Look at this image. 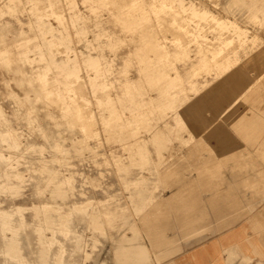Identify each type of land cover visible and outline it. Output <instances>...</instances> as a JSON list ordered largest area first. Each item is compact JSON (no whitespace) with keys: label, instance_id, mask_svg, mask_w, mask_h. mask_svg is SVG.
Instances as JSON below:
<instances>
[{"label":"rangeland","instance_id":"rangeland-1","mask_svg":"<svg viewBox=\"0 0 264 264\" xmlns=\"http://www.w3.org/2000/svg\"><path fill=\"white\" fill-rule=\"evenodd\" d=\"M211 3L0 0V264H117L156 196L264 148V0ZM225 76L202 103L235 96L217 123L243 134L206 158L180 111ZM45 145L65 158L37 178Z\"/></svg>","mask_w":264,"mask_h":264},{"label":"crops","instance_id":"crops-1","mask_svg":"<svg viewBox=\"0 0 264 264\" xmlns=\"http://www.w3.org/2000/svg\"><path fill=\"white\" fill-rule=\"evenodd\" d=\"M234 156L221 174L194 175L155 197L137 224L139 264L264 259L257 230L264 215V148L241 149ZM112 259L115 264L114 254Z\"/></svg>","mask_w":264,"mask_h":264},{"label":"snow or ice","instance_id":"snow-or-ice-1","mask_svg":"<svg viewBox=\"0 0 264 264\" xmlns=\"http://www.w3.org/2000/svg\"><path fill=\"white\" fill-rule=\"evenodd\" d=\"M203 2L205 7L222 6V5H213L211 3V0H203ZM240 2L243 3L244 0H240ZM114 50L117 53H119L120 46L116 45ZM241 69H243V64L237 67L235 71L231 73V75L240 73ZM228 79L229 76H225L217 84L206 89L200 95L198 96L194 95V98L191 99L180 111V115L183 121L185 122L180 129L181 132L184 131L185 127L194 128L196 129L197 138L203 136L204 143L203 145L200 146L199 150L203 152L206 158H209V152L207 151V146L214 147L215 140L217 138L221 140L236 142L241 139V136L243 134L239 126L235 128L232 127V125L236 123L237 118L234 117L231 112H229L228 115L224 117V121L217 123L220 116L223 115L235 102L236 100L235 96L232 97L230 100H228L227 103H223L218 108H213L211 106H208L206 103H202V101H205V98L208 97L211 93H214L217 89L221 88V86L224 85L225 81ZM0 91H3L2 87H0ZM187 147L190 149L192 147H196V145L193 142H189V145ZM45 149H46L45 152H39L31 148L28 149L30 155L28 157V160H26L24 163V167L25 169H27L29 173H31L34 169L38 170L37 178H39L40 171H44L46 168L50 166H55L57 161L65 158L64 154L60 153L59 150L57 149H52L48 145H45ZM5 155H7V153H5ZM217 155H220L218 150H217ZM4 166L5 167L9 166L7 161L4 162ZM97 178L99 179V177ZM258 225L259 227L257 230L260 231L261 233V245L264 246V215L258 218ZM249 235L251 236L252 232H250ZM256 264H264V259H257Z\"/></svg>","mask_w":264,"mask_h":264},{"label":"bare ground","instance_id":"bare-ground-1","mask_svg":"<svg viewBox=\"0 0 264 264\" xmlns=\"http://www.w3.org/2000/svg\"><path fill=\"white\" fill-rule=\"evenodd\" d=\"M65 111L69 112L70 114L72 113V115H75L77 117L80 115L82 116L77 100L75 99L71 101V105L66 107ZM92 119V117H86L84 119L83 117H81V121L83 120L85 123L90 120L92 121ZM0 222L3 228L9 227V215L7 212H0ZM10 248L15 249L17 251V247L14 244L10 245ZM139 256V244L137 242L130 241V243L126 244V246L124 245L123 250L118 253L117 264H139Z\"/></svg>","mask_w":264,"mask_h":264}]
</instances>
